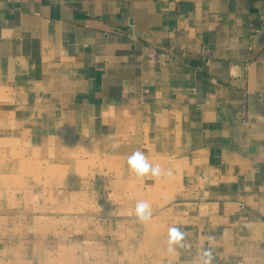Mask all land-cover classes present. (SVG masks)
<instances>
[{"label":"crops","instance_id":"obj_1","mask_svg":"<svg viewBox=\"0 0 264 264\" xmlns=\"http://www.w3.org/2000/svg\"><path fill=\"white\" fill-rule=\"evenodd\" d=\"M6 221L0 264H264V0H0Z\"/></svg>","mask_w":264,"mask_h":264},{"label":"clouds","instance_id":"obj_2","mask_svg":"<svg viewBox=\"0 0 264 264\" xmlns=\"http://www.w3.org/2000/svg\"><path fill=\"white\" fill-rule=\"evenodd\" d=\"M127 164L129 170L134 172L138 177L151 176L153 178L161 177L164 172L160 165H153L149 162L146 155L137 149L128 158ZM167 175L171 176V172H167ZM135 213L139 220L146 221L151 217V209L147 202L138 201L135 206ZM185 233H183L178 227H172L169 230V251H172V246L180 244L183 240ZM183 247V245H180ZM203 264H213L214 256L210 249H205L202 254Z\"/></svg>","mask_w":264,"mask_h":264},{"label":"rangeland","instance_id":"obj_3","mask_svg":"<svg viewBox=\"0 0 264 264\" xmlns=\"http://www.w3.org/2000/svg\"><path fill=\"white\" fill-rule=\"evenodd\" d=\"M36 214H38V213H36ZM32 220H33V218H31ZM34 221V220H33ZM34 223V222H33ZM32 223V224H33ZM13 224V222L12 221H6V222H4L3 224H1V225H4V228H6L5 229V237H6V243L2 246V248L0 249V251L1 252H13L14 251V247H15V244L14 243H10L9 242V238H10V235H12V230L10 229V226ZM3 228V229H4ZM2 230V229H1ZM28 231V229H23V235H24V233L26 232V231ZM25 231V232H24ZM11 232V233H10ZM3 234H4V230H3ZM10 234V235H9ZM12 237V236H11ZM25 244H23L22 245V250H26V248H25Z\"/></svg>","mask_w":264,"mask_h":264},{"label":"built area","instance_id":"obj_4","mask_svg":"<svg viewBox=\"0 0 264 264\" xmlns=\"http://www.w3.org/2000/svg\"><path fill=\"white\" fill-rule=\"evenodd\" d=\"M151 57L152 58H155V59H163L164 57V55H163V53H161L160 51H158L156 48H152L151 49Z\"/></svg>","mask_w":264,"mask_h":264}]
</instances>
